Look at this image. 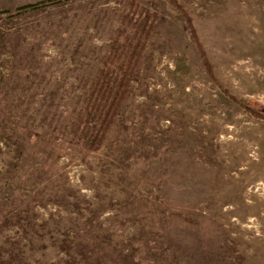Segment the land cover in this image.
Returning a JSON list of instances; mask_svg holds the SVG:
<instances>
[{
  "label": "rangeland",
  "instance_id": "1",
  "mask_svg": "<svg viewBox=\"0 0 264 264\" xmlns=\"http://www.w3.org/2000/svg\"><path fill=\"white\" fill-rule=\"evenodd\" d=\"M159 13L98 151L67 133L124 0H0V264H264V0Z\"/></svg>",
  "mask_w": 264,
  "mask_h": 264
},
{
  "label": "trees",
  "instance_id": "2",
  "mask_svg": "<svg viewBox=\"0 0 264 264\" xmlns=\"http://www.w3.org/2000/svg\"><path fill=\"white\" fill-rule=\"evenodd\" d=\"M125 9L119 25L105 52L101 65L86 93L82 106L72 121L66 134L68 141L83 146L90 151L101 149L107 135L120 114L133 79L137 75L145 57L148 42L155 30L159 13L139 3L137 0H124ZM170 5L185 18L189 35L198 45L203 64L209 76L217 83L214 66L201 43L193 17L180 0H168ZM232 99L241 109L253 117L264 120V113L243 103L236 96Z\"/></svg>",
  "mask_w": 264,
  "mask_h": 264
},
{
  "label": "bare ground",
  "instance_id": "3",
  "mask_svg": "<svg viewBox=\"0 0 264 264\" xmlns=\"http://www.w3.org/2000/svg\"><path fill=\"white\" fill-rule=\"evenodd\" d=\"M250 194L252 197H256V198H258L259 196H264V189L250 190Z\"/></svg>",
  "mask_w": 264,
  "mask_h": 264
}]
</instances>
